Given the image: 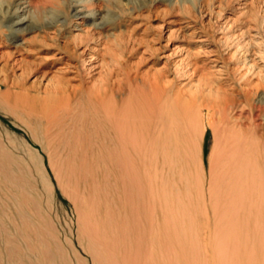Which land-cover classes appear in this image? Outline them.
<instances>
[{
	"label": "rangeland",
	"instance_id": "374dc122",
	"mask_svg": "<svg viewBox=\"0 0 264 264\" xmlns=\"http://www.w3.org/2000/svg\"><path fill=\"white\" fill-rule=\"evenodd\" d=\"M77 6L95 11L94 18L85 21L79 20L74 12ZM17 7H26L33 13L31 16L29 14L21 16V18L27 16L28 19H26L25 25L21 26L22 31L19 32L12 30L11 26V21L14 20L12 15L18 9ZM92 23L97 24V26H91ZM227 23L230 25V30H227L226 38H224L228 40L226 42L229 46H233L238 51L236 58L228 55L229 52L228 54L225 53L224 46L219 40L223 35L220 32L225 29ZM76 24H81L79 28L82 29V32L73 31ZM221 26H224L223 30ZM176 29H178L177 36L168 41L165 32L176 31ZM86 31L95 34V37L101 34L100 41L103 49H99V54H97L99 61H103V65L104 63L108 65V67L102 65L99 75L95 76L93 73L89 74L88 72V75L85 71H81L78 68L79 64L76 57L70 55L72 51L70 49H73L77 54L85 47V40L84 42L82 40L86 37L84 34ZM74 36L78 38L73 39ZM80 37L82 40L79 39ZM71 38L74 42L71 41ZM202 39H207L208 42L199 44V40ZM245 41L251 46H248ZM64 42L70 46V48L68 47L69 51L64 49ZM75 46L77 47L75 48ZM177 46L189 50L191 53L199 50V56L202 53V57L196 61L192 60L187 64L183 62V65L180 63L181 67H189L192 63L197 62L196 65L200 74L203 73L211 80L214 78L222 89L229 93L231 91L234 92L233 94L239 93L238 87L231 82L233 78L230 72L235 68L238 69V67L243 68L242 63H245L251 55H257L264 62V0H0V82L5 80L8 84L5 87L0 85V143L4 145L5 151L8 150L9 157L12 158L13 156L12 159L14 160L10 158L9 161L11 169L8 170L15 174L14 176L8 173L6 180L4 179L5 182H3L4 177L0 174V264H44V261L46 264L49 262L51 264L52 262L54 264H71L74 262L73 264H76L70 254L72 248L82 258L84 257L89 261L83 252L87 250V246L86 240L79 233L81 225H79L77 208L64 193L63 187H60L59 181L54 176V169L50 166L53 155L50 147L46 144L47 142H45L43 127L37 119H29L24 114L17 112L11 113L7 104L9 97L20 91L43 90L49 78L66 79L70 77L73 79V81L70 80L71 84L78 86V83H82V85L84 84L83 88L91 86L95 79L99 80L101 84L104 83L103 85L107 90L106 96L113 102V108H109L107 115L103 113L98 115L93 113L92 103L89 102L90 96L85 92V89L75 95L76 100L77 98L81 99L77 100L78 104L76 102L72 105L73 116L66 119L65 133L69 143L67 148L72 149L74 146L77 150L81 147V145L76 147L77 140H83V151L79 148L73 152L74 162L77 165L79 159L81 160L85 156L86 158L83 160L90 167L86 174L87 178H76L79 182V185L77 184L79 190L88 193L92 191L91 187L98 185L97 188H93L94 192L101 194L100 199L103 200L104 198L105 202H102H107L106 205L112 209L114 218L118 222L123 221L125 223V216L128 217L134 212H129L128 207L120 205L125 196V191L121 179L118 177V167L112 166L105 160L101 162L107 153L123 152V157L120 155L119 158L122 157L121 161H128L129 158L130 167L133 168V173L136 175L137 181L140 180L139 185L142 187V195L139 194L140 192L137 193L140 199H134L136 201L134 203L139 204L138 213L146 234L150 231L148 227L150 212L146 207H151L152 204L156 206L155 209H152L153 215L151 217L155 220L159 239L157 238L158 241L153 239L149 242L147 237L143 235L141 237L143 245L139 247L143 249H140L139 252L137 251L138 245L134 244L136 231L129 227L131 232L128 236L129 240H127L128 245H124L123 248L131 251L130 261L133 260V257L135 260L136 255H139V264H149L142 253H148L145 248L148 245L147 250H150L149 254L152 255L153 264H169L164 252L166 247L175 249L176 264H194L195 261L189 259L194 253L189 252L193 251L190 243L196 242L198 251L196 250L194 256L198 255L202 263L214 264V215H212L211 198L209 197L211 181L207 174H209L210 163L215 166L221 143H223V126L219 122L222 114L214 109L210 115L205 114L201 120L203 130L202 140L199 141L201 151L199 158L203 169L201 185L198 187L195 184L194 186L191 185L194 176L197 175H195L194 165L189 161L192 149L190 146L186 148L181 143L182 140L179 135L178 155L175 154L171 165L162 167V171L158 174L160 177L168 179L169 186L172 182L173 195L177 196L178 193V198L181 197V202L184 203V206L181 205L183 211L180 209L181 211H177L174 215L178 217L177 221L164 222L163 219L166 217L162 209L164 207L160 206L156 199H152L151 204L152 196L147 190L149 185L147 174L148 169L153 167V164L150 167L148 160L141 157V153L136 154L130 142L123 141L122 135L118 131L120 122L116 118L118 117L116 105L121 104L122 98L128 96L130 91L135 90L137 85H141L143 77L161 75L166 81L173 79L174 66L171 62H167V55ZM178 56H181L180 53ZM110 73L111 76H109ZM77 74L81 77H77ZM215 80L213 81L215 82ZM78 95L80 96L78 97ZM239 98L242 96L239 95ZM196 100L200 101L198 96ZM239 100L242 101V99ZM77 113L79 114L77 115ZM263 115L264 105L253 101L252 106L243 111L241 123L247 125L246 127L251 131L261 135L263 127L260 119ZM104 117L105 119H103ZM74 118L77 120L75 121ZM99 118L102 120L97 123ZM96 127H101V129ZM37 143L45 144L44 147L50 150L47 151L44 148L45 151H42ZM259 147L262 149V146ZM185 149L191 150V153ZM34 150H37L42 157V167L37 161L40 157L36 156L37 153ZM65 152L68 151L65 149ZM261 157L262 151L258 150L256 161L259 165L262 162ZM142 161L147 165V169ZM150 170L152 171V168ZM158 172L159 170H157ZM178 173L181 176H178ZM11 175L15 177V180H18V183L16 181L13 183L14 179L11 180V178L8 179L11 181L7 180ZM129 175L133 176L130 173ZM45 178L47 179L45 180ZM195 178L194 180H196ZM152 187L153 190L157 188L155 183L152 184ZM103 191H107L108 195ZM199 193H201V198ZM142 199L143 205L140 204ZM197 200L200 201V204ZM144 204L146 207L142 210ZM185 210L192 216V220H188L186 216L183 217ZM116 211L119 214H115ZM134 215L136 216L137 213L135 212ZM142 215L145 216L142 217ZM163 224L167 226L169 235H167L168 232L164 229ZM247 225L250 230L247 240L250 244L247 247H241L239 253L237 250L235 252L243 256L248 251H254L256 264H262L261 257L264 252L260 249L263 247L264 251V244L262 247L259 246L261 239H264V224L260 225L257 231L254 229L253 219H249ZM239 238H241L240 241L244 239L243 236ZM247 240L245 238L244 241ZM38 242L42 243L39 244ZM42 244H46V246ZM149 247L152 248L148 249ZM228 250L232 253L233 249L229 247ZM41 251L44 254H41ZM57 256L63 257L61 260L64 259L68 263L64 260L65 263L59 262L60 259ZM241 264H246V262L243 261Z\"/></svg>",
	"mask_w": 264,
	"mask_h": 264
},
{
	"label": "bare ground",
	"instance_id": "6f19581e",
	"mask_svg": "<svg viewBox=\"0 0 264 264\" xmlns=\"http://www.w3.org/2000/svg\"><path fill=\"white\" fill-rule=\"evenodd\" d=\"M26 7H17L18 11L15 10L14 14L12 15L14 16V20L11 21V26L12 30H14L15 32L22 31L21 26L25 25L27 21L26 19H28L27 16L25 18H21V16H24V14H29L31 16L33 14ZM74 12L75 16L79 20L83 21H85L86 19H93L95 15V11H93L92 9H85L84 7L80 6H77ZM81 24L74 25L75 27L73 31L82 32V29L79 28V25ZM92 25L95 27L97 26V24L95 23H92L91 26ZM229 28L230 25H228V23L227 25H225L226 30L224 29V26H221V29L224 30L220 33H222L224 36L222 35L219 40L224 46L223 49L225 53L228 54L229 52L228 55H231L232 58H236V53L238 51H236L233 46H229L228 42H226L228 40L225 39L227 30H230ZM176 32H178V29H176V31L169 30L168 32H165L167 33L166 39L168 41L172 40V38L177 36ZM84 34L86 35V37H84L85 39L82 40L81 37L79 39H81L83 42L85 40V47H83L82 50L79 49L80 51L77 54L73 49H70L72 50L70 52V55L76 57L79 64L78 68L81 71H85L86 74H88V72L89 74L93 73L94 76L97 74L99 75V70L103 65V61H99L100 59L98 57L99 49H103L100 41L101 34H98V37H95V34H92L89 31L84 32ZM161 35H163V33ZM72 38L77 39L78 37L74 36ZM72 38L71 41H73ZM205 42H208L207 39L199 40L198 43L204 44ZM246 42L247 41H245V43ZM247 45L249 46L250 44L248 43ZM63 47L64 49L69 51L68 47L70 48V46L67 45V42H64ZM76 47L77 46H75V48ZM179 53L181 56H178ZM199 53V50L197 52L191 53L189 50L183 49L181 47H174L171 50L170 54L167 55V62H171L174 66L173 79L166 81L165 78L161 75L157 77L152 76L149 78L143 77V79H141V85H137L135 87V90L130 91V94L128 96L122 98V102L120 100L121 104L116 105V109L118 110L116 114L118 117L116 118L120 122L118 131L122 135L121 139L123 141H128V143L130 142V145L136 154L141 153V157L148 160L150 167L153 164V167H151L152 171L150 170L151 168L148 169L147 174L149 184L147 190L152 196L151 204L153 202L152 199H156L158 204L164 207L162 208L166 216L165 219H163L164 222L177 221L178 217L174 215L177 211L179 212L180 209H183L181 205L184 206V203L182 204L181 197L180 199L178 198V193L177 196L173 195L174 190H172L171 187L173 186L172 182L170 184L171 186H169L168 179H165L162 176L160 177L158 174L160 173V171H162V167L164 168L166 165H171L174 155L179 153V151L177 150L179 142L178 140L179 137H181V143L184 144L186 148L190 146V149H192V151L190 150L192 153L188 151L189 149L185 150L191 153L189 155V161L194 165V169L196 171L195 175L197 174L196 176H194V178L197 177L199 179L198 180L197 178H195L196 180H194L193 178L194 183L192 180L191 185L193 184L194 186L195 184L196 187H198V185H201L200 183L202 182L201 179L203 176L202 162L199 158V154L201 152L199 149V141L202 140L203 131L201 128V120L205 117V114H207L208 116L214 109H217L219 113L222 114V118L219 122L223 126V143H221V149L217 157L218 159H216L217 161L215 163V166L210 163L209 174H207L209 175L211 181L209 185V197L211 198V211L213 212L212 215H214L213 246L215 257L213 262L214 264H241V262L245 261L246 264H256V256L253 253L254 251H248V253L244 254L243 256L238 255V253L241 247H247L250 244L249 240H247L250 231L247 225L248 220L253 219V225L256 231L258 230L260 225L264 224V115L260 119L262 121L263 127L261 131V133H263H259L261 135H258L255 131H251V129L246 127L247 125L245 126L243 125L244 123H241V120H243V111L251 107L253 101L260 105H264V62L262 59H259L257 55H251L246 59L245 63H242V66H244L243 68L241 67L242 69L238 67V69L235 68L237 70L233 69L232 72H230V75L233 78L231 81L232 84L239 89V93L233 94L234 92H232L231 90V93L223 90L214 78L211 80L208 79L203 73L200 74V70L196 65L197 62L192 63V65H190L189 67H181L180 63H182L183 65V62H186L187 64V62L189 61H196L199 57H202V53L200 54V56ZM204 55H206V53ZM257 58L259 59V61L257 60ZM104 65L108 67L106 63H104ZM78 76L79 75L77 74V77ZM109 76H111V73L109 74ZM71 78L72 77L66 79L49 78L47 83L44 85L43 90H31L35 94L30 92L29 90L22 89L23 91H20L19 93L9 97L7 102L9 106L8 108L11 110V113L17 112L18 114H24L29 119H37L38 123L44 129L45 133L43 134L44 139L46 140L45 142H47L46 144L50 147L51 153L53 155L52 156L50 154L53 160L52 164L50 162L51 165H49L54 169L53 173L57 181H59L60 187H63L62 190H65L64 193L67 194V197L72 201L71 203H73L77 208L78 220L80 223L79 225H81V230L79 233H81V237L83 236V238L86 240L87 250H84L83 252L88 257L89 261L87 259H84V257L82 258V256H80V254H78V252L74 251L75 249L72 248L70 254L75 263L139 264L138 262L140 261V256L136 255L135 260L133 257V260L130 261V258L132 257L131 251L125 250L123 246L128 245V236H130L129 234L131 232V229L133 228L137 234L136 242L134 243L138 245L137 251L140 252V249H143L139 248L143 245L141 241V237L143 235L147 237L149 242H151L153 239L157 240V236L159 233L155 227V220L151 217L153 215L152 209H155L156 206L152 204L151 207L148 206V208L144 204V207H141L142 210L146 207L150 212V217H148L150 218L148 221V227L150 231L148 234H146V231H144L145 228L142 225V219L138 213L139 204L136 203L138 204L136 206V204L134 203V199L139 198V195L137 193L140 192L139 194L142 195V187L141 185H139L140 180L138 179L139 181H137V177L133 173V168L130 167L129 158L128 161H121V158L123 157L122 150V153L115 152V154L106 152V157L104 156L101 162L105 160L112 166H116V168L118 167V177L121 179L125 191V196L120 205L128 207L129 212H134V214L136 212V216L134 214H129L128 217L125 216V223L123 221L118 222L114 218V214L111 212L112 209H110L106 205L107 202L104 203L105 200L103 196V200H101V194H99L98 192V194L94 192L93 188H97V184H95L97 185L96 187H91L92 191H89L88 193H83L84 190H79L77 186L79 182H77L76 178L79 177L80 179H83L84 177H86V174L88 170H90V167L83 160L84 158H86L85 156L83 159H79V163L77 165L74 162L73 152L77 151L79 148L81 149V151H83V140H77L76 147H79L81 145V147H79L77 150L74 146L72 147V149L67 148V146H69V143L67 140L68 136H66L65 133V124H67L66 119H69L73 116V109H71L72 105H74L76 102L78 104L77 100L79 98H77L76 100L75 95L76 93L79 94L80 92H83L85 89V92L90 96V100H88L90 103H92V111L94 114L98 115L99 113L107 115L109 112V108H113V102H111L106 96L107 90L103 85L104 83L101 84L99 80L95 79V81L91 83V86L83 88L84 84L82 85V83H78V86H74V84H71L70 80L73 81V79ZM213 80H215L216 84ZM0 85H4V87L8 86L5 80L1 81ZM239 95L242 96V98H239ZM79 96L80 95H78V97ZM197 96L200 99L199 102L196 100ZM92 99L94 101H91ZM239 99H242V101ZM80 106L79 108H81ZM78 114L79 113H77V115ZM103 119H105V117ZM100 120H102V118H99L97 123H99ZM99 128L101 129V127ZM102 135L105 136V134L103 133ZM37 144H39L41 150L43 151L45 148V144ZM259 146H262V149ZM28 147L31 148L29 145ZM180 147L182 148V146ZM3 148L4 145L0 143V174L4 177L3 182H5L6 175L8 173H13L11 170H8L9 168L11 169V166L9 167V161L13 158V156L12 158L11 156L9 157V154L7 152L8 150L5 151V149ZM65 149L68 152H65ZM258 150L262 151V162H260V165L256 161V154L258 153ZM34 151L37 153L36 156L40 157V159L37 161H39L38 164H40L42 167V157L41 155H39V152L37 150ZM120 155L122 156L121 158H119ZM51 156H49L50 159H52ZM157 158H159V162L157 161ZM16 163L18 164V162ZM127 164H129L128 167ZM142 164L145 165V168L147 169V165L144 161H142ZM14 168L16 169V167ZM107 169L109 170V168ZM157 170H159L158 173ZM129 173L133 174V176H130ZM12 175L15 176V174ZM12 175L11 177L9 176L7 180L10 178L11 180H13L15 177H12ZM179 175L180 174L178 173V176ZM19 179H21V177H19ZM46 179L47 178H45V180ZM183 179H185V177ZM13 181V183H15V181L16 183H18V180L14 179ZM153 183H155L157 187L154 190L152 187ZM199 194L201 198V193ZM106 195L108 194L106 193ZM186 200H188L187 197ZM140 201H142V203L140 204L143 205V199ZM198 202L200 204V201ZM116 213L117 211L115 212V214ZM144 216L145 215H142V217ZM185 216L188 220H192V216L187 212V210L184 211L183 217ZM183 217L181 218L182 222ZM163 226L164 229L167 230V226L165 224H163ZM129 227L131 229H129ZM188 228H190L189 225ZM166 232H168V230ZM167 235H169V232ZM241 236H243L244 238L243 241H240L241 238L239 237ZM245 238L247 241H244ZM38 243L41 244L42 242ZM190 244L194 252L190 251L189 253L196 254V252L198 251V249H196V242H191ZM263 244L264 239H261L259 247H262ZM42 245L46 246V244ZM147 247L148 245L145 246L148 253H142L143 255H145L148 263L153 264V259L151 257L152 255L151 253L149 254L150 250H147ZM229 247H232V253H230V251L228 250ZM150 248L152 247H149L148 249ZM39 249L42 250V248ZM236 250L238 251V253L235 252ZM260 250L264 252L263 247ZM57 251H59V249H57ZM164 252L166 254L164 255L168 259L169 264L177 263V256L174 248L168 249L166 247L164 248ZM61 253L63 252L61 251ZM41 254L44 253H42L41 251ZM57 254L59 255V253ZM194 254L191 255L192 258H189L193 260V262L195 261L194 264H205L204 262L202 263V261L198 258V255L195 257ZM62 258L58 257V259H60L59 262L64 260H61ZM64 261L63 263H65ZM261 261L262 264H264V255L261 257ZM71 262L73 261L71 260ZM44 264H46L45 261ZM49 264L51 263L49 262ZM52 264L54 263L52 262Z\"/></svg>",
	"mask_w": 264,
	"mask_h": 264
}]
</instances>
